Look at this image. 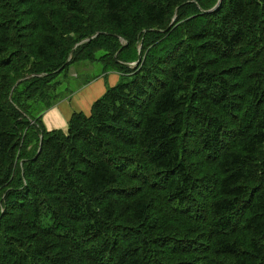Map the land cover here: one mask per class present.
I'll return each mask as SVG.
<instances>
[{
	"label": "trees",
	"instance_id": "16d2710c",
	"mask_svg": "<svg viewBox=\"0 0 264 264\" xmlns=\"http://www.w3.org/2000/svg\"><path fill=\"white\" fill-rule=\"evenodd\" d=\"M0 264H264V0H0Z\"/></svg>",
	"mask_w": 264,
	"mask_h": 264
},
{
	"label": "crops",
	"instance_id": "0c3cea01",
	"mask_svg": "<svg viewBox=\"0 0 264 264\" xmlns=\"http://www.w3.org/2000/svg\"><path fill=\"white\" fill-rule=\"evenodd\" d=\"M119 79L120 75L116 72L99 74L90 83L76 89L69 97L59 101L45 112L43 122L46 129L66 132L73 114L90 115L93 104L105 94L108 87L115 86Z\"/></svg>",
	"mask_w": 264,
	"mask_h": 264
},
{
	"label": "rangeland",
	"instance_id": "374dc122",
	"mask_svg": "<svg viewBox=\"0 0 264 264\" xmlns=\"http://www.w3.org/2000/svg\"><path fill=\"white\" fill-rule=\"evenodd\" d=\"M86 65H88V64L80 63V64L74 65L70 69V71L68 73V76L66 78H61L62 79V86L61 87L63 89L64 88L76 89V88L80 87L81 86V82L80 81L82 80V78L84 76V73H85V72H83V70H81V68L86 66ZM94 67H95V69H99L100 68V66L97 65V64H94ZM77 75L79 77H77Z\"/></svg>",
	"mask_w": 264,
	"mask_h": 264
},
{
	"label": "water",
	"instance_id": "95a60500",
	"mask_svg": "<svg viewBox=\"0 0 264 264\" xmlns=\"http://www.w3.org/2000/svg\"><path fill=\"white\" fill-rule=\"evenodd\" d=\"M171 27V25L169 26V28ZM168 28V29H169ZM141 60H142V58H141V56L139 57V59H138V61H137V63H135V64H127V66H129V67H132V66H134V65H138L140 62H141ZM40 152V151H39Z\"/></svg>",
	"mask_w": 264,
	"mask_h": 264
},
{
	"label": "bare ground",
	"instance_id": "6f19581e",
	"mask_svg": "<svg viewBox=\"0 0 264 264\" xmlns=\"http://www.w3.org/2000/svg\"><path fill=\"white\" fill-rule=\"evenodd\" d=\"M101 213V212H100ZM75 234V233H74ZM181 235V234H180Z\"/></svg>",
	"mask_w": 264,
	"mask_h": 264
}]
</instances>
